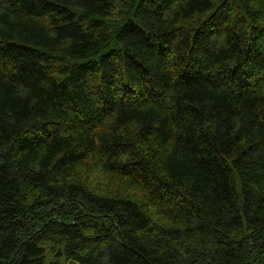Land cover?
I'll return each instance as SVG.
<instances>
[{"label":"trees","instance_id":"1","mask_svg":"<svg viewBox=\"0 0 264 264\" xmlns=\"http://www.w3.org/2000/svg\"><path fill=\"white\" fill-rule=\"evenodd\" d=\"M0 264H264V0H0Z\"/></svg>","mask_w":264,"mask_h":264},{"label":"rangeland","instance_id":"2","mask_svg":"<svg viewBox=\"0 0 264 264\" xmlns=\"http://www.w3.org/2000/svg\"><path fill=\"white\" fill-rule=\"evenodd\" d=\"M48 253H49V254H50V253L54 254L53 249L48 248Z\"/></svg>","mask_w":264,"mask_h":264}]
</instances>
